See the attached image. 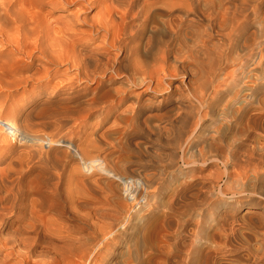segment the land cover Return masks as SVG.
Instances as JSON below:
<instances>
[{
    "label": "rangeland",
    "instance_id": "1",
    "mask_svg": "<svg viewBox=\"0 0 264 264\" xmlns=\"http://www.w3.org/2000/svg\"><path fill=\"white\" fill-rule=\"evenodd\" d=\"M204 2L200 0L201 8L211 19L191 12L183 17L176 34L170 33L160 18L153 23V30L148 29L153 37L151 53L163 43L170 49L166 63L154 61L149 66L157 92L143 84L127 86L123 78L115 86H127L126 95L116 93L113 85L100 92L112 112L106 109L88 130V141H97V149L90 152L96 161L85 165L91 166L92 174L84 172L97 186L91 200L97 206L93 214L97 230L86 224L83 212L82 217L72 211L59 213L43 200L40 212L47 223L55 219L63 222L69 227L63 235L81 238L85 247H97L91 264H164L167 252L175 251L183 226L192 231L199 222L200 230L192 231L185 242L190 249L193 239L191 248L198 249L208 238L223 244L225 239L216 238L215 233L225 235L221 228L226 213L239 221L251 207L264 219V0ZM44 9L51 12L53 20L67 19L74 11ZM95 11L87 13V19ZM140 42L138 37L135 44ZM68 68L59 69L64 72ZM23 94L20 89L11 95L20 100ZM195 94L204 96V106ZM252 115L258 116L256 130L251 126ZM151 178L152 186L148 183ZM191 179L198 181L187 191L203 200L202 204L195 209L181 208V203L173 201L174 193L181 184H191ZM221 190L226 191L225 196ZM40 194L44 199L45 194ZM24 208L21 213L28 214L29 208ZM169 216L180 222L179 228L165 224ZM236 223L240 224L235 227L239 253L255 251L260 256L258 263L264 264L262 233L241 221ZM37 231L45 236L43 226L38 225ZM170 234L174 238H168ZM12 256V264L20 260Z\"/></svg>",
    "mask_w": 264,
    "mask_h": 264
},
{
    "label": "bare ground",
    "instance_id": "2",
    "mask_svg": "<svg viewBox=\"0 0 264 264\" xmlns=\"http://www.w3.org/2000/svg\"><path fill=\"white\" fill-rule=\"evenodd\" d=\"M46 6L74 11L67 19L53 20L51 12H44ZM93 9L94 16L87 19ZM191 12L211 19L200 0H0V264H12V255L13 259L20 258L13 264L93 262L97 247H85L81 238L63 235L69 228L63 222L55 219L47 223L40 212L43 200L59 213L83 212L86 224L97 230V217L93 219L97 206L91 202L97 186L84 172L92 174L89 165L96 161L90 152L97 149V141H88V130L106 109L112 112L100 92L113 85L116 93L126 95L127 86L141 84L155 92L149 66L154 61L166 63L170 49L163 43L151 53L153 37L147 31L153 30V23L160 18L168 31L176 34L183 17ZM86 25L89 29H81ZM138 37L142 43L136 45ZM97 40L100 43L96 44ZM65 65L71 73L69 68L60 71ZM122 78L127 86H115ZM160 85L157 82V87ZM20 89L24 97L14 100L12 92ZM194 97L200 106L205 105L204 96ZM6 108L9 111L4 113ZM253 115L249 117L256 130L259 121ZM148 181L152 186V178ZM196 181L181 184L174 193L173 201L181 203L179 207L195 209L202 204L203 200L187 191L196 186ZM223 190L220 193L225 196ZM25 206L29 211L24 215L20 210ZM258 214L250 207L239 221L260 231L264 240V219ZM232 215H223L221 229L225 235L215 233L216 238L225 239L222 245L208 238L205 245L192 249V239L189 249L185 242L200 230L199 222H194L193 232L187 226L181 227L176 249L172 254L167 252L164 264H259L260 256L255 251L242 255L237 250L235 243L240 238L235 227L239 221H233ZM165 224L171 229L180 227V222L170 216L165 218ZM38 225L43 226L44 237L37 231ZM168 238L174 237L170 234Z\"/></svg>",
    "mask_w": 264,
    "mask_h": 264
}]
</instances>
